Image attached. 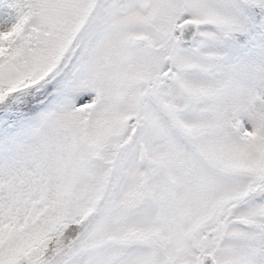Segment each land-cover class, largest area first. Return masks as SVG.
Listing matches in <instances>:
<instances>
[{
	"label": "snow or ice",
	"instance_id": "obj_1",
	"mask_svg": "<svg viewBox=\"0 0 264 264\" xmlns=\"http://www.w3.org/2000/svg\"><path fill=\"white\" fill-rule=\"evenodd\" d=\"M0 264H264V0H0Z\"/></svg>",
	"mask_w": 264,
	"mask_h": 264
}]
</instances>
